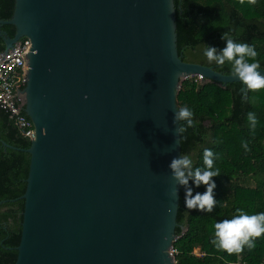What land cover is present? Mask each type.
<instances>
[{
	"label": "water",
	"instance_id": "water-1",
	"mask_svg": "<svg viewBox=\"0 0 264 264\" xmlns=\"http://www.w3.org/2000/svg\"><path fill=\"white\" fill-rule=\"evenodd\" d=\"M176 37L173 0H14L2 52L31 43L19 95L34 127L15 264H176L180 84L245 88L183 62Z\"/></svg>",
	"mask_w": 264,
	"mask_h": 264
},
{
	"label": "trees",
	"instance_id": "trees-1",
	"mask_svg": "<svg viewBox=\"0 0 264 264\" xmlns=\"http://www.w3.org/2000/svg\"><path fill=\"white\" fill-rule=\"evenodd\" d=\"M177 51L186 63L212 67L231 75V65L210 63L203 55L204 45L223 49L221 39L228 32L237 42L253 45L257 61L264 70V0H173ZM14 0H0V20L11 18ZM1 31L13 37L14 27L2 26ZM4 45L0 39V52ZM241 83L225 86L194 78L181 82L177 108L187 106L194 113V125L181 139V154L191 156L194 167H204L203 151L216 154L214 196L217 201L211 213L185 207V190L180 192L176 240L172 256L176 264H261L264 236L255 240V247H245L240 254L219 250L213 245L214 225L230 219L241 209L247 214L264 212V90L249 92V101L242 100ZM248 112H254L258 125L252 131L247 123ZM248 143V150L242 146ZM6 144L12 148H5ZM30 142L22 138L8 115L0 110V264H15L16 248L21 235L25 180L29 155L23 150ZM193 194L206 191L196 188ZM184 188V187H183ZM198 250L199 255L194 254Z\"/></svg>",
	"mask_w": 264,
	"mask_h": 264
},
{
	"label": "clouds",
	"instance_id": "clouds-1",
	"mask_svg": "<svg viewBox=\"0 0 264 264\" xmlns=\"http://www.w3.org/2000/svg\"><path fill=\"white\" fill-rule=\"evenodd\" d=\"M255 4L256 0H249ZM221 39L226 42L223 49L204 45L203 55L208 62H214L218 66L227 63L231 65V76L238 78L244 85L242 93L243 102L249 101V92L264 90V75L259 70L261 65L257 61L258 53L253 45L244 42H237L228 33L224 32ZM175 144H180L184 133L194 125V113L187 106L176 107L173 116ZM247 123L249 128L254 131L258 125V119L254 112H248ZM248 150V143L242 145ZM216 154L208 148L203 151L204 167H194L191 156L180 154L174 157L169 168L171 179L174 181L173 187L169 191L172 198L178 197L179 187L185 189V207L190 210L211 213L216 206L214 189L216 184L214 177L220 176L218 169L214 168ZM192 181L196 188L204 186L206 191L193 194V187L189 182ZM237 214L230 219H224L214 225V239L212 240L219 250L229 255L240 254L245 247L253 249L255 240L264 236V212L258 214H247L241 209L236 210Z\"/></svg>",
	"mask_w": 264,
	"mask_h": 264
},
{
	"label": "built area",
	"instance_id": "built-area-1",
	"mask_svg": "<svg viewBox=\"0 0 264 264\" xmlns=\"http://www.w3.org/2000/svg\"><path fill=\"white\" fill-rule=\"evenodd\" d=\"M30 48V41L22 39L7 53L0 52V110L8 115L19 135L29 142L34 139V127L23 112L24 104L19 92L25 86L26 56ZM193 78L196 83H201L200 77ZM194 254L199 255L197 249ZM261 264H264V255Z\"/></svg>",
	"mask_w": 264,
	"mask_h": 264
}]
</instances>
